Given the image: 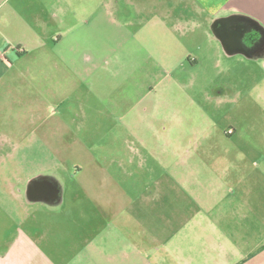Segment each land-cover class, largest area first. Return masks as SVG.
Wrapping results in <instances>:
<instances>
[{
    "label": "rangeland",
    "instance_id": "374dc122",
    "mask_svg": "<svg viewBox=\"0 0 264 264\" xmlns=\"http://www.w3.org/2000/svg\"><path fill=\"white\" fill-rule=\"evenodd\" d=\"M29 2L27 19L47 4L52 48L0 83V190L54 165L64 193L50 209L24 197L21 228L72 238L140 220L169 237L166 261L227 264L228 237L259 241L264 264V60L224 41L202 0ZM12 153L20 165L1 162Z\"/></svg>",
    "mask_w": 264,
    "mask_h": 264
},
{
    "label": "crops",
    "instance_id": "0c3cea01",
    "mask_svg": "<svg viewBox=\"0 0 264 264\" xmlns=\"http://www.w3.org/2000/svg\"><path fill=\"white\" fill-rule=\"evenodd\" d=\"M29 1L0 0V83L6 79L5 74L12 69L15 62H28L29 59L36 57L34 53H39L40 60L43 61L47 57V51L52 48L50 45L52 39L49 38L52 36L47 29L50 22L46 17L47 4L40 6L36 17L27 19L22 14L25 10L24 6L27 2L30 3ZM202 1L209 10L211 18L251 21V26L260 29L264 37V0ZM34 19L35 24L31 23ZM252 51L256 54L254 56L264 60V42ZM13 53L16 54L14 59H12ZM262 63L264 64V61ZM10 81L13 80L7 78L6 82ZM3 142L5 139L0 141V147ZM11 144L14 148L18 147L14 146V142ZM12 155L14 154H8L1 162L11 160L12 163L20 165L22 161ZM50 169L53 173L43 176L26 174L27 176L24 177L26 182L22 183V187L15 182H9V180L21 179L19 174L4 177L8 181L5 185L9 188L0 190V209L10 220L0 223V264H192L193 257L181 258L175 251L169 257L170 260L166 261L164 245L169 237L159 238L158 233L149 237L147 226L140 220H130L124 222L125 225L119 223L112 225L108 222L99 224L90 220L87 226L91 228L89 234L72 238L32 236L29 229L21 228L25 221L16 222L15 218L21 214L19 208L24 197L27 202L44 203L46 209H50L48 206L51 203L60 204L64 193L63 183L59 174L54 172V165L47 167V170ZM48 203V206L45 205ZM249 205L257 207V202H251ZM25 211L30 210L25 208ZM163 226L165 227L162 223L161 227ZM157 227H160L159 223ZM222 233H225V230ZM239 233L241 232H236V235ZM235 243L228 237L221 241V257L227 261V264L231 260H239L246 254L253 255L250 263L261 264L260 251L256 257L254 255L256 249L260 250L259 241L247 251L243 249L240 251L241 248L236 247Z\"/></svg>",
    "mask_w": 264,
    "mask_h": 264
},
{
    "label": "flooded vegetation",
    "instance_id": "af4514ba",
    "mask_svg": "<svg viewBox=\"0 0 264 264\" xmlns=\"http://www.w3.org/2000/svg\"><path fill=\"white\" fill-rule=\"evenodd\" d=\"M248 25L251 26V24L241 22L240 20H217V34H219L227 43L233 40L231 46L235 45L252 50L264 42V37L259 31L260 29Z\"/></svg>",
    "mask_w": 264,
    "mask_h": 264
}]
</instances>
